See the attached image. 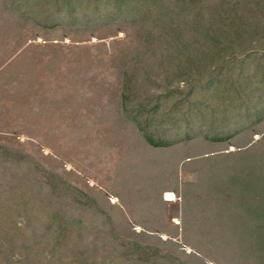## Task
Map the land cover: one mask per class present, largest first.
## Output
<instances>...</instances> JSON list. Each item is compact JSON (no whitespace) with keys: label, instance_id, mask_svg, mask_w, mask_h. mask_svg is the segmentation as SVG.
Here are the masks:
<instances>
[{"label":"rangeland","instance_id":"obj_1","mask_svg":"<svg viewBox=\"0 0 264 264\" xmlns=\"http://www.w3.org/2000/svg\"><path fill=\"white\" fill-rule=\"evenodd\" d=\"M11 7L10 0H0V145L15 154L0 159V180L11 189L28 188L33 174L18 179L34 160L89 194L109 216L108 223L89 216L90 227L109 225L122 237L169 251L187 264H248L233 248L253 238L233 218L232 197L214 186L218 167L230 161L201 159L256 142L264 121L261 132L246 130L230 141L196 136L152 146L122 110L125 68L141 94L129 108L139 98H148L150 108L159 97L160 115L139 117L141 123L153 120L152 136L182 132L201 109L194 107L197 99L174 108L180 97L161 95L155 85L164 69L147 54L138 23L109 18L81 25L62 15L57 25L44 26ZM165 192L176 200L165 201ZM14 223L26 224L21 214L8 222L12 232Z\"/></svg>","mask_w":264,"mask_h":264},{"label":"trees","instance_id":"obj_2","mask_svg":"<svg viewBox=\"0 0 264 264\" xmlns=\"http://www.w3.org/2000/svg\"><path fill=\"white\" fill-rule=\"evenodd\" d=\"M10 1L11 12L44 26L57 25L62 15L81 25L109 18L139 24L147 54L164 69L157 74L155 85L163 89L161 95H178L174 108L186 99H197L199 103L193 106L201 109L182 132L159 131L153 138L149 131L153 120L141 123L139 117L160 115L159 97L150 108L148 98H139L129 108L131 100L141 94H136L133 76L125 68L122 110L150 145L168 146L196 136L224 142L246 130L262 131L264 0ZM180 82L184 84L181 88ZM197 94L202 97L194 98ZM246 144H234V151L201 160L230 161L218 167L214 186L232 197L236 209L232 216L254 241L233 248V254L245 258L244 263L264 264V134ZM14 152L0 145V159L7 160ZM26 163L18 181L33 174L30 185L25 182L28 188L11 189L0 180V264H187L169 251L124 238L109 225L90 227L87 218L91 215L97 218L95 222H109L93 198L55 172L43 170L36 161ZM40 172H45L40 176L45 180L36 177ZM20 214L27 226L14 223L12 232L8 222Z\"/></svg>","mask_w":264,"mask_h":264},{"label":"built area","instance_id":"obj_3","mask_svg":"<svg viewBox=\"0 0 264 264\" xmlns=\"http://www.w3.org/2000/svg\"><path fill=\"white\" fill-rule=\"evenodd\" d=\"M163 199L166 201H175L176 195L173 192H165L163 194Z\"/></svg>","mask_w":264,"mask_h":264}]
</instances>
